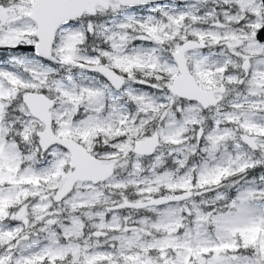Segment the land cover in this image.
<instances>
[{"label":"snow or ice","instance_id":"snow-or-ice-1","mask_svg":"<svg viewBox=\"0 0 264 264\" xmlns=\"http://www.w3.org/2000/svg\"><path fill=\"white\" fill-rule=\"evenodd\" d=\"M0 264H264V0H0Z\"/></svg>","mask_w":264,"mask_h":264}]
</instances>
